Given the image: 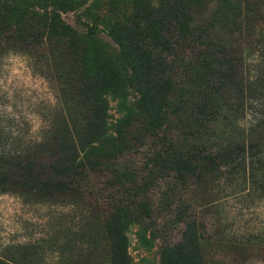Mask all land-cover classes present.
Masks as SVG:
<instances>
[{
  "label": "rangeland",
  "instance_id": "1",
  "mask_svg": "<svg viewBox=\"0 0 264 264\" xmlns=\"http://www.w3.org/2000/svg\"><path fill=\"white\" fill-rule=\"evenodd\" d=\"M160 2H0V144L23 153L18 161H0V171L11 179L30 168L40 179L0 188V264H110V216L135 206L125 215V264H264V0H163L166 6L148 16L156 33L146 39L164 40L160 68L126 53L111 59L112 49L102 55L82 38L128 19L148 25L142 8L158 9ZM66 27L76 37H67ZM134 37L140 39L119 35L115 44L127 46ZM208 52L209 64L220 62L217 72L200 65L187 78ZM94 69L108 81L98 92L108 103V121L130 119V142L119 145L109 131L104 160L56 173L67 146L58 141L76 140L92 107L84 87L63 79L74 73L85 84ZM213 87L220 105L203 122L190 114L198 109L193 99ZM141 98L144 120L156 114L159 129L141 131ZM243 107L250 109L245 119ZM222 130L234 136L229 162ZM160 148L190 152L189 173L154 169L150 159Z\"/></svg>",
  "mask_w": 264,
  "mask_h": 264
},
{
  "label": "trees",
  "instance_id": "2",
  "mask_svg": "<svg viewBox=\"0 0 264 264\" xmlns=\"http://www.w3.org/2000/svg\"><path fill=\"white\" fill-rule=\"evenodd\" d=\"M2 1L3 0H0V2ZM165 6L166 5L162 0V2H160V8L158 9L151 8L150 6H148L149 8H144V7L142 8L145 11L144 12L145 19L147 20L148 25L142 27H140L139 24L130 25L132 24V21L129 22L128 19L126 22H116L114 24V28L113 27L110 28L107 33L88 32L83 34L82 38L87 42H91L92 45L94 46V49L96 47L98 50H100L102 55L106 54L107 50L112 49L114 52V56L111 59L119 58V56L121 55H123V57L125 58L127 54V57L131 59H134L135 57L134 62L138 59V61H140L139 62L140 64H143L145 62V63H149L152 67L155 66L154 68H160L162 66V61H164V59L162 57H159L160 54L159 51L163 50L162 45L164 44L163 42L164 40H160L157 44H155L157 38L154 39L156 41L149 40L148 42H146V39L150 38L152 32L156 33L155 31H153L152 26L149 25L148 16H151L154 13L160 11V9H162ZM173 6H175V8H179V10L182 9V7L177 5L176 3H174ZM0 17L2 16L0 15ZM1 19L2 18H0V20ZM4 22L5 21L3 22L0 21L1 27H3ZM141 29H143V31H140ZM63 31H65L68 34L67 37L69 38H74L77 35L73 29L68 27L63 29ZM102 34H105L110 41L106 38H103ZM119 35L124 36V38L130 36L133 37L137 35L140 37V39L136 41V38L134 37L127 46L119 45V44L116 45L117 41L115 40V38ZM57 36L60 37V34H57ZM111 41L113 42V44ZM148 46H151V48H148ZM199 56H200L199 64L192 67L191 70L188 71L190 76H187V78L189 77V79H193V75H192L193 70H194V74L199 73L198 67L200 65H203L206 71L213 69L215 73L217 72L216 65L217 64L220 65V62H218L217 60H213L214 63L211 64L208 63L209 60H212L213 55H211L208 52L204 55L203 53H201L199 54ZM206 59L207 61H205ZM102 68L103 66L101 65L100 69ZM101 74H102L101 70H97V69L92 70V72L87 71L85 75L83 74L84 77L88 75V76H92L93 78L87 79L85 81V84H82L83 82L80 81L77 76H74V73L66 74L63 79L66 85L76 82L79 83V85L82 88L84 87L86 89L84 94L87 95L86 98L92 104V107H91L90 121L83 127L80 134L74 135L77 137L76 140L72 139L70 142V137L65 138L64 136V138L58 141V143L66 142L67 146L61 147L60 149L61 152L63 153L62 157L64 160L62 161V163L59 164L60 167L59 170H55L56 173L59 172L63 173L65 171L73 170V168H82L84 166H90L92 164H96L98 160L100 161V159L104 160L105 157L108 156L109 151L106 147H103V144L106 141V137L112 138V135L108 134L109 131L112 132L113 130V134H114L113 139H115V141L117 142H120L119 145H126L129 144L130 142L126 132L127 123L130 121V119H128L127 121V117L126 118L121 117L114 123H110L108 121V116H107L108 103L104 98L100 97L101 93H98L100 92V90L101 91L105 90L108 81L106 77ZM97 75H101V76L98 77ZM221 78H222V73H221ZM93 87H98V89L96 91L92 90L90 94L91 98H89L88 92L91 89H93ZM219 90L220 89L218 87H213L211 88L210 93L208 95H205L203 91L199 92V96L193 99L194 102L196 103V106H198L197 112H193L190 114H193L194 116L197 117H201L203 119V122L208 121L204 117L212 118L213 116L211 113L214 110H218L219 108L218 105H220L218 103L220 98ZM188 95H190V92L188 93ZM142 103L143 102L141 98L139 101V107H137L138 110L137 120L139 121L141 126H143L141 128V131H143V129L144 131H146L147 129H151V130L159 129L161 125L157 123L156 114H151V115L148 114L146 120H144L145 111L141 107ZM247 109L250 110L247 107H243L242 110L244 119L247 115V111H246ZM252 109H255V106ZM149 112L150 111H147V113ZM255 113L259 114V112L256 110ZM199 129L201 130L205 128L201 126ZM242 131L244 132L243 129ZM222 137H223L222 140L224 141L227 147V150L225 151H228L226 152V154H223V156H226V160H228V162L232 161V152H233V144H234L233 133L230 130L229 131L222 130ZM1 146L2 144H0V156H1L0 161L9 162L12 161L13 159L18 161L21 158V155H23V153H21L22 150L5 152L4 150H2ZM195 147L198 149L197 145ZM163 150L165 149L160 148L158 150V153H155L152 159H150L153 168L154 169L157 168L158 170H160V172H164V170L168 172H175L180 177L186 176V174H188L190 171V167H189L190 159H192L193 155H191V153L189 152L187 153L186 156H178L175 155L174 153L168 154L167 151H163ZM191 151H196L202 157L201 152H199L198 150H191ZM202 159H203L202 161L206 163L208 166H211L213 164L212 160H210L207 157L203 156ZM31 172H32L31 169L27 168L26 175L17 176V177L13 176L10 179V178H6L5 177L6 174L0 171V188H8L11 190L10 182L12 180L15 181V183L17 184L16 186H27L26 184L29 182L30 184H33L34 182H38V180L40 181V179H38L37 176H33ZM73 176L75 175L72 174L70 177L72 178ZM123 178H125V174L121 172V178H118V180ZM50 180L55 181V179H49V180L47 179L48 182H50ZM28 188H30V185L28 186ZM135 209L136 206L134 209L131 210H127L126 208L124 211L117 210L118 211L117 214H113L110 216V219L108 221V233H109L108 235L111 241V251H112V259L110 261V264H125L126 261L125 231L127 229V224H128L125 215H128L129 217L131 213H135Z\"/></svg>",
  "mask_w": 264,
  "mask_h": 264
}]
</instances>
